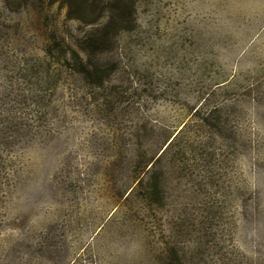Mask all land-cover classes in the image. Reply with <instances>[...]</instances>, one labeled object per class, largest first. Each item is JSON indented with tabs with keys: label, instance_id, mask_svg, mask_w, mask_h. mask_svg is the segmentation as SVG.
Listing matches in <instances>:
<instances>
[{
	"label": "rangeland",
	"instance_id": "1",
	"mask_svg": "<svg viewBox=\"0 0 264 264\" xmlns=\"http://www.w3.org/2000/svg\"><path fill=\"white\" fill-rule=\"evenodd\" d=\"M0 264H264V0H0Z\"/></svg>",
	"mask_w": 264,
	"mask_h": 264
},
{
	"label": "trees",
	"instance_id": "2",
	"mask_svg": "<svg viewBox=\"0 0 264 264\" xmlns=\"http://www.w3.org/2000/svg\"><path fill=\"white\" fill-rule=\"evenodd\" d=\"M76 2L78 1V0H75ZM70 10V9H69ZM68 17H70V18H77L75 15H70V13H68V15H67ZM74 56L75 57H77L78 59H79V70L77 69V71H79L80 72V70H82V69H84L85 70V66H84V63L82 62V60H81V58L79 57V55H77V53H75L74 52ZM8 128V127H7ZM10 136V135H9Z\"/></svg>",
	"mask_w": 264,
	"mask_h": 264
}]
</instances>
